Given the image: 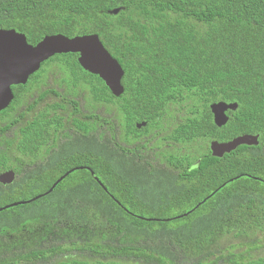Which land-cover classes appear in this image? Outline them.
<instances>
[{
  "label": "trees",
  "instance_id": "obj_1",
  "mask_svg": "<svg viewBox=\"0 0 264 264\" xmlns=\"http://www.w3.org/2000/svg\"><path fill=\"white\" fill-rule=\"evenodd\" d=\"M115 9L118 14L111 13ZM0 29L24 34L31 45L47 36L97 35L124 71L120 97L92 77L98 81L99 132L73 146L76 159L62 162L58 156L52 169L31 175L34 179L20 177L10 187L0 183L4 207L44 194L50 187L37 182L58 178L72 166H91L94 172L85 178L77 170L69 179L82 181L81 186L57 184L30 204L1 211L0 264H199L212 250L208 239L215 230L218 236L242 235L248 254L259 246L258 237H264V0H0ZM64 55L44 62L25 86L13 87V102L0 112L8 149L16 126L13 111L28 107L24 93L33 91L44 67L54 64L80 78L79 55ZM219 102L237 104L222 127L214 124L210 110ZM166 117L175 129H162L163 140L147 137L162 132L157 129ZM141 121L147 125L137 129ZM37 128L19 125L21 159L29 158L32 147L41 151ZM125 129L166 145L165 158L174 168L191 165L187 155H196L194 164L201 159L189 186H182L181 172L131 168L136 160L129 152L136 156L137 151L118 143ZM243 135L258 136L259 144L240 146L222 158L211 155L209 142ZM3 159L0 166H11L9 155ZM205 186L208 193L223 188L215 203L188 214ZM248 254L242 255L244 262L264 264V257Z\"/></svg>",
  "mask_w": 264,
  "mask_h": 264
},
{
  "label": "flooded vegetation",
  "instance_id": "obj_2",
  "mask_svg": "<svg viewBox=\"0 0 264 264\" xmlns=\"http://www.w3.org/2000/svg\"><path fill=\"white\" fill-rule=\"evenodd\" d=\"M55 56L66 55L62 54ZM53 66L55 65L52 64V67ZM78 73L80 78L77 80L76 78L73 79L70 72L65 69H43L39 80H37V83L33 85V91L30 94H27L28 91H26L24 93L25 96H22L25 100L26 98L29 99V103L27 104L28 107L26 108L24 106L21 110L18 108L16 112L13 111L14 119L12 124H16V126L13 128L14 132L10 134L12 140V147L10 149L6 147V142L2 134L4 122L2 121V117H0V162H3L4 155H9L11 157V166L1 165L0 175L12 171L15 174L14 179H19L20 177L34 179V177H31V175L38 172H43L45 169H52L54 161L58 156H63L62 162L66 160L76 159L77 153H74L73 151L71 152L73 146L81 144L82 141H86L88 137L92 138L93 136H98V121L100 116V107L98 102V81L95 78H92L95 77V75L91 76L92 74L84 71L83 69L79 70ZM31 80L32 79L30 76L27 83ZM88 81L91 82V85L88 84ZM13 87L12 91L15 98ZM40 97L42 98V100H40ZM36 100L39 101L36 102ZM108 109L110 110V112L114 109L112 102L107 105V110ZM106 111L104 107L101 110L103 115L106 114ZM160 122L161 125L157 130L162 131V129H175L174 122L170 117L163 118ZM22 123H28L31 127L38 126L37 131H41V134L43 136L41 151L36 152L35 148H33L32 144L30 143V146L32 147V153L27 159H21L18 156L20 140L18 127ZM142 124H145V126L147 125L146 122L141 121L136 122L135 127L139 129L138 126ZM145 126H142L141 128ZM104 128H108V123L104 124ZM125 131L126 129L122 131L124 135V141L121 142L119 140L118 143L125 147L127 151H130L131 149L137 151L136 156L132 155L131 152H129V157L135 158L136 160V166H133L131 168L147 170L154 169L156 171H160L163 169L165 172L167 170L181 172L177 175V177L185 179V184H183L182 186H184L185 188L189 186V183L195 177V174L191 172L192 170H194L196 164H198L201 159L196 164H194V158L196 157V155H187V161L191 162V165L187 167L186 165H183L182 167L177 166L176 168H174L173 166L168 165V161L165 158V151L167 147L166 145H163V143L161 142L158 143L157 141L147 142L145 140L146 137H144V140H142L143 135H129ZM31 134L33 136L36 135L34 130H31ZM152 135L153 137H155L153 138L155 140H163L166 133H164L163 131H158L156 133L154 132V134L147 135V137H150ZM158 135L159 137H157ZM211 142H209L208 148H210ZM33 143L39 144V142L35 141L34 139ZM68 149H70V152L68 151ZM175 150L177 151V147L175 148ZM92 168L93 167L91 166H72L58 178L53 175L49 177L50 181L49 179H46L38 181L37 183L43 185L44 187L46 185L51 188L58 181V179L68 174L61 182H59L60 184L58 185L64 187V185L68 181H71L74 186H81L82 181H73L69 178L77 170H80L79 172L82 173L85 178L88 177L87 174L89 173H91V176H93L94 172ZM13 184L14 183H10L3 186L8 187ZM221 188L223 187L220 186L213 192L208 193L209 187L205 186L203 192L197 195L198 200H191L192 202L196 201L198 204L196 206L197 208L195 207L188 214L198 209L202 204L215 203V194L219 189V191H221ZM201 197H203V199H201ZM115 202L118 203L116 200ZM138 217L143 220H163L154 217ZM171 219L174 218H165V220ZM93 232L97 233L98 231L94 230ZM212 236H214V238L208 239V241L212 245V250L207 251L203 255V262H198L199 264H262L261 262L249 263L242 260V235L234 236L233 233H229L227 236H218L215 230ZM228 238H232L233 241L227 243L226 240ZM60 244H62V242H60ZM78 244H81V240ZM210 251L212 252V254L208 255ZM195 263L196 261H194V264ZM125 264H127L126 261Z\"/></svg>",
  "mask_w": 264,
  "mask_h": 264
},
{
  "label": "water",
  "instance_id": "obj_3",
  "mask_svg": "<svg viewBox=\"0 0 264 264\" xmlns=\"http://www.w3.org/2000/svg\"><path fill=\"white\" fill-rule=\"evenodd\" d=\"M119 11L120 9H115L111 13L118 14ZM60 54L79 55L77 60L80 67L84 71L98 76L114 97H120L124 93V86L122 85L124 71L118 61L110 55L97 35L73 38L62 35L47 36L38 44L31 45L24 34L14 29H0V112L8 108L13 102V86L25 85L30 76L40 70L44 62ZM236 109L237 104H226L224 102L211 104L210 110L214 124L217 127L224 126L229 120L226 114L227 111ZM142 126H145V124L139 125L138 128ZM258 144V136L243 135L223 143L212 141L210 150L214 157L222 158L225 154H230L240 146H256ZM67 175L58 179L44 194H40L30 200L0 207V212L18 205L30 204L48 195ZM14 177V172H6L0 175V183L10 184L14 181Z\"/></svg>",
  "mask_w": 264,
  "mask_h": 264
},
{
  "label": "rangeland",
  "instance_id": "obj_4",
  "mask_svg": "<svg viewBox=\"0 0 264 264\" xmlns=\"http://www.w3.org/2000/svg\"><path fill=\"white\" fill-rule=\"evenodd\" d=\"M51 68H58L56 65L55 66H53L52 67V65L51 66H49V67H44V69H51ZM260 240H261V242L259 243V246L254 250V251H252V252H250L249 254L248 253H246V251L245 250H243V255H246V254H248V255H250V258L252 257V258H258V257H262V256H264V237H258ZM231 241H233V239L232 238H228L227 240H226V242L227 243H230ZM257 242V241H256ZM72 248H77V247H72ZM245 252V253H244ZM70 255H72L71 253H70ZM81 252H78L77 253V256H79V257H81Z\"/></svg>",
  "mask_w": 264,
  "mask_h": 264
},
{
  "label": "bare ground",
  "instance_id": "obj_5",
  "mask_svg": "<svg viewBox=\"0 0 264 264\" xmlns=\"http://www.w3.org/2000/svg\"><path fill=\"white\" fill-rule=\"evenodd\" d=\"M135 134V133H134ZM134 134H132V135H134ZM182 143V142H181ZM10 187V186H9ZM187 200V199H186ZM77 249V248H76ZM78 250V249H77Z\"/></svg>",
  "mask_w": 264,
  "mask_h": 264
}]
</instances>
